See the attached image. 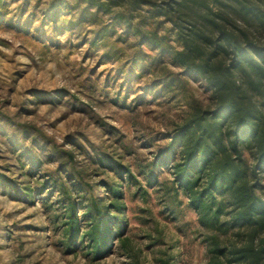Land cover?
<instances>
[{
    "label": "rangeland",
    "instance_id": "1",
    "mask_svg": "<svg viewBox=\"0 0 264 264\" xmlns=\"http://www.w3.org/2000/svg\"><path fill=\"white\" fill-rule=\"evenodd\" d=\"M164 1L0 0V264H250L260 250L264 264V218L242 221L205 173L190 193L176 180L184 150L170 144L215 101L177 63V32L148 5ZM205 1L184 3L189 24L264 44V27L238 16L264 0L213 13ZM263 85H245L262 114ZM93 201L108 230L98 252Z\"/></svg>",
    "mask_w": 264,
    "mask_h": 264
},
{
    "label": "trees",
    "instance_id": "2",
    "mask_svg": "<svg viewBox=\"0 0 264 264\" xmlns=\"http://www.w3.org/2000/svg\"><path fill=\"white\" fill-rule=\"evenodd\" d=\"M186 1L148 4L177 32L183 46L176 54L177 63L199 75L212 89L215 101L213 112L196 115L179 129L170 144L184 150V164L177 170L176 180L179 187L190 193L205 173L209 195L228 193L238 204L240 219L255 225L264 218V199L255 194L260 187L259 177H264V114L256 109L246 88L260 91L264 83V44L254 46L247 36H234L215 19L205 20L206 31L189 24L182 15ZM221 1L205 2L214 7L212 12ZM240 11L239 17H251L264 27V9L245 5ZM213 15L217 18L218 14ZM234 72L240 75V83ZM259 93L264 97V85ZM244 151L251 157V163ZM87 210L86 215L92 221L89 235L98 252L108 230L103 229L104 218L98 203L93 201ZM73 217L72 209L70 220ZM73 235L70 232L72 242ZM260 254L261 250L252 251L242 257L252 260L250 264H260Z\"/></svg>",
    "mask_w": 264,
    "mask_h": 264
}]
</instances>
